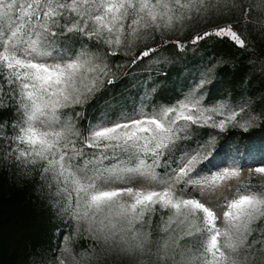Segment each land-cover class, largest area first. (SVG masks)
<instances>
[{"label":"snow or ice","instance_id":"snow-or-ice-1","mask_svg":"<svg viewBox=\"0 0 264 264\" xmlns=\"http://www.w3.org/2000/svg\"><path fill=\"white\" fill-rule=\"evenodd\" d=\"M212 10L209 0H0V78L4 82L0 85V110L12 107L17 114L14 122L0 121V131L6 133L0 141H8L3 154L18 166L38 169L42 181L62 200L69 224H84L89 236L106 251L155 255L157 264H241V250L253 246L248 238L257 230L254 225L264 223V186L249 191L251 186L245 183L240 191L247 194L220 205L227 209L223 216L228 226L223 229L217 227V217L205 203L176 191V184L216 183L237 174L235 169H225L211 181L197 179L200 165L213 155L206 148L211 141L183 150L173 162L161 165L192 127L221 131L229 126L244 127L237 120L245 111L243 106L237 110L224 102L216 106L203 103L207 68L199 73L184 100L163 108L159 119L143 111L142 118H134L105 87L117 83L106 56L126 54L122 49L133 40L174 29L193 15L206 16ZM249 11L244 9L245 18ZM58 36L91 40L97 48L105 46L106 52L100 55L84 45L70 53L56 46ZM210 36L227 38L241 48L247 46L232 24L196 35L191 43ZM174 43L183 49L178 40ZM156 51L145 49L134 57L133 64ZM5 96L14 106L3 104ZM94 106L98 114L91 120L85 117L82 134L67 119L68 112L79 117L81 113L75 109ZM85 149H91V154ZM141 153L150 154L152 164L132 171L159 184L160 190L103 186L123 178V173L106 168L104 161ZM157 168L166 174L156 172ZM255 171L264 174V167ZM158 207L171 214L167 220L161 217L164 238L153 253L152 218ZM200 212L204 219L194 223ZM194 237L201 241L197 252L187 247Z\"/></svg>","mask_w":264,"mask_h":264},{"label":"trees","instance_id":"trees-1","mask_svg":"<svg viewBox=\"0 0 264 264\" xmlns=\"http://www.w3.org/2000/svg\"><path fill=\"white\" fill-rule=\"evenodd\" d=\"M209 4L213 10L206 16L193 15L174 29L147 33L122 49L126 54L105 57L117 80L115 85H105L107 94L119 98V106L134 117L141 111L161 113L163 108L181 101L206 68L203 103L216 106L224 102L237 110L241 106L245 108L237 117L244 127L229 126L225 131L192 127L177 148L161 161L162 167L173 162L181 151L208 141L211 143L206 148L213 151L210 160L216 162L232 155L264 152V0H209ZM245 8L250 9L247 18ZM227 24H232L245 39L246 47L216 36L195 45L191 43L194 36ZM177 40L184 45L183 49L177 48L174 43ZM84 45L100 55L106 52L105 46L97 48L91 40L57 37L56 46L70 53ZM147 48L157 51L133 64L134 57ZM3 84L0 78V85ZM4 90L8 91L6 85ZM3 104L14 106V101L5 96ZM75 111L81 115L75 117L70 110L67 119L83 134L85 117L93 119L98 107ZM16 119L12 107L0 110V121L10 123ZM5 135V131H0V136ZM0 145V264H157L155 255L126 256L106 251L99 241L89 236L84 224L78 227L69 224L63 215L62 200L55 195L54 188L42 181L39 170L25 169L5 156L7 139L0 141ZM85 151L92 152L91 149ZM141 160L152 164L153 157L145 153L133 157L120 155L103 163L106 168L136 169L141 167ZM170 214L158 207L152 218L150 247L153 253L164 238L160 231L161 217L167 220ZM203 219L196 217L194 223ZM254 227L257 230L248 238L253 246L241 250L238 257L241 264H264V243L260 242L264 240L261 235L264 223ZM180 243L184 245L185 241ZM62 245L61 263L58 256ZM200 245V239L195 237L187 243L193 252H197Z\"/></svg>","mask_w":264,"mask_h":264},{"label":"rangeland","instance_id":"rangeland-1","mask_svg":"<svg viewBox=\"0 0 264 264\" xmlns=\"http://www.w3.org/2000/svg\"><path fill=\"white\" fill-rule=\"evenodd\" d=\"M185 96L182 100H184ZM144 114L147 116L156 115L158 119L161 118V113ZM134 118L140 119L142 117L138 114ZM149 165L151 164H143L139 168L146 169ZM258 167H264V152H255L249 156L232 155L221 162L209 160L200 165L198 169L200 176L197 177V179L211 181L215 175L222 174L225 169L229 170V172L235 169L237 170V174L226 175L216 183H198L187 187L176 184L175 188L178 193L184 195V198H196L200 199L202 203H205L215 213V216L217 217L215 221L217 227L223 229L228 226L226 219L223 216L224 211L227 209L226 205H224V207H220V205L224 204L225 201L238 198L241 194H247L240 191L241 186L245 183L250 184L251 187L249 191H259L261 187L264 186V174H258L255 171ZM108 169L113 170L114 172L119 171L120 173H123V178L118 179L115 182H109L108 184L103 185L104 187H133L135 189L143 190H160L161 188L159 184L153 182L151 179L146 178L138 172L134 173L131 168L113 167ZM156 172L161 175L166 174L159 168L156 169ZM197 193H199V196H197ZM124 199L130 200L127 196H125ZM196 217L198 219L204 218V214L202 212L197 213ZM221 243H223V238H221ZM63 254L64 247L62 245L58 256L61 263L63 262Z\"/></svg>","mask_w":264,"mask_h":264}]
</instances>
